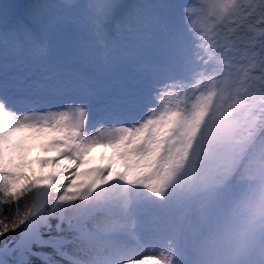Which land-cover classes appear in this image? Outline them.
Here are the masks:
<instances>
[{"label": "snow or ice", "instance_id": "snow-or-ice-1", "mask_svg": "<svg viewBox=\"0 0 264 264\" xmlns=\"http://www.w3.org/2000/svg\"><path fill=\"white\" fill-rule=\"evenodd\" d=\"M253 142L264 0H0V264H168L128 189Z\"/></svg>", "mask_w": 264, "mask_h": 264}, {"label": "clouds", "instance_id": "clouds-1", "mask_svg": "<svg viewBox=\"0 0 264 264\" xmlns=\"http://www.w3.org/2000/svg\"><path fill=\"white\" fill-rule=\"evenodd\" d=\"M230 151L190 162L159 195L151 192L163 200L176 185L208 197L184 246L160 253L168 264H264V143Z\"/></svg>", "mask_w": 264, "mask_h": 264}, {"label": "rangeland", "instance_id": "rangeland-1", "mask_svg": "<svg viewBox=\"0 0 264 264\" xmlns=\"http://www.w3.org/2000/svg\"><path fill=\"white\" fill-rule=\"evenodd\" d=\"M43 0H18L22 4H37ZM83 2V0H77ZM100 150H97V154ZM35 155V154H34ZM132 193L127 191V195L133 202V213L138 216V232L140 239H144L150 232V227L160 222H165L172 228L179 237L180 246H184L193 226L198 222L200 207L208 199L207 194L201 193L198 197L183 188L174 185L167 192L170 199L167 202L158 199L151 192L142 188H131ZM114 192H119V189H114ZM184 220L186 224L179 223L175 226L176 222ZM192 221V224L188 222ZM183 263L189 264L187 259H183Z\"/></svg>", "mask_w": 264, "mask_h": 264}, {"label": "bare ground", "instance_id": "bare-ground-1", "mask_svg": "<svg viewBox=\"0 0 264 264\" xmlns=\"http://www.w3.org/2000/svg\"><path fill=\"white\" fill-rule=\"evenodd\" d=\"M102 151V150H100ZM128 192L131 194L132 190L128 189ZM201 193L196 194L198 197ZM132 200V199H131ZM135 225H134V235L135 239H129L127 236L121 237L120 242L127 248L133 251L139 252H154L160 254L162 252L174 251L180 246L179 237L176 232L170 228L165 222H160L156 225H152L149 229L150 232L145 233L147 235L144 239H140L139 233L141 227L138 229V216L134 214ZM179 223H184V220L176 222L175 226H178ZM192 224V221L188 222ZM182 264H186L183 263Z\"/></svg>", "mask_w": 264, "mask_h": 264}, {"label": "trees", "instance_id": "trees-1", "mask_svg": "<svg viewBox=\"0 0 264 264\" xmlns=\"http://www.w3.org/2000/svg\"><path fill=\"white\" fill-rule=\"evenodd\" d=\"M16 0H10V2H15ZM114 191V190H113ZM169 195L168 194H165L164 196V200H168L169 199Z\"/></svg>", "mask_w": 264, "mask_h": 264}]
</instances>
